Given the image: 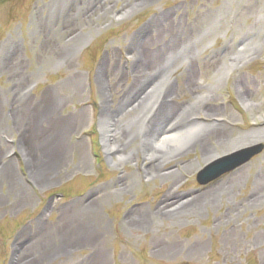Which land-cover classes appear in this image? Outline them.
Here are the masks:
<instances>
[{
	"label": "rangeland",
	"instance_id": "obj_1",
	"mask_svg": "<svg viewBox=\"0 0 264 264\" xmlns=\"http://www.w3.org/2000/svg\"><path fill=\"white\" fill-rule=\"evenodd\" d=\"M169 87L186 132L146 156ZM259 144L264 0H0V264H264V151L196 180Z\"/></svg>",
	"mask_w": 264,
	"mask_h": 264
},
{
	"label": "bare ground",
	"instance_id": "obj_2",
	"mask_svg": "<svg viewBox=\"0 0 264 264\" xmlns=\"http://www.w3.org/2000/svg\"><path fill=\"white\" fill-rule=\"evenodd\" d=\"M158 59V58H157ZM139 61V60H138ZM144 62L143 67L144 71L148 72L149 69L152 68V64H154L153 61H142ZM151 71V70H150ZM138 76L140 75H147L145 72L141 71L137 73ZM156 75H154L151 78H155ZM189 80V79H188ZM192 84L189 82V87ZM135 88V86L133 87ZM165 93L159 98L158 101V107H155V111L152 113V115L149 117V119L146 121L147 126L142 127L140 134H138V138H142V152L146 156H155L156 152L152 149L150 146V142L153 141L155 145L157 146H166V144H174L177 143L178 140L184 135L186 132V129L182 127V125H186L187 123V116L186 114H180L178 110V105L173 101L171 95H172V89L171 87L167 88ZM132 92V91H131ZM133 93V92H132ZM131 94V93H130ZM129 94V96H130ZM141 92H137L133 95L130 100L129 104L134 105L136 99H141ZM131 107V105H130ZM106 126V124H105ZM130 135V133H129ZM215 135V134H214ZM113 137H116L113 130H111V126H106L104 128V131L102 133L103 138V144L106 151L111 153H117L119 149L115 145L112 144ZM128 136H124V139H126ZM205 150V148H204ZM201 196H198L196 198H192L191 202L187 203V205L193 204L199 200ZM178 197L167 195L164 200L161 202L164 206H169L171 204H176L179 202Z\"/></svg>",
	"mask_w": 264,
	"mask_h": 264
},
{
	"label": "water",
	"instance_id": "obj_3",
	"mask_svg": "<svg viewBox=\"0 0 264 264\" xmlns=\"http://www.w3.org/2000/svg\"><path fill=\"white\" fill-rule=\"evenodd\" d=\"M264 151V145L259 144L241 151L224 156L209 165L205 166L197 175V182L205 186L218 178L226 175L235 169L249 163L253 158L259 156Z\"/></svg>",
	"mask_w": 264,
	"mask_h": 264
}]
</instances>
